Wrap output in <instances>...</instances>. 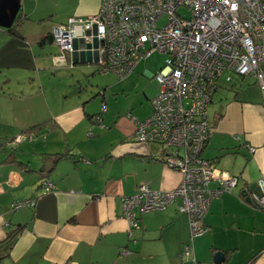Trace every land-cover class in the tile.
Instances as JSON below:
<instances>
[{"label": "crops", "instance_id": "1", "mask_svg": "<svg viewBox=\"0 0 264 264\" xmlns=\"http://www.w3.org/2000/svg\"><path fill=\"white\" fill-rule=\"evenodd\" d=\"M99 6L100 0H85L77 14L97 12ZM22 7L21 0L23 37L0 28L2 67L20 61L27 48L33 50L36 39L30 41L32 34L24 30L28 16ZM47 35L37 41L41 47L51 41ZM31 61L38 73L46 68L37 55ZM35 90L43 99L44 89ZM22 98L25 106L12 104V122L21 131L36 128L25 146L20 143V157L15 153L13 160V150L0 151V264H178L190 237V218L179 208L181 199L163 209L138 212L139 227H132L123 212V196L135 194L141 183L171 190L182 181L181 172L162 160V145L137 140L133 113L128 118L109 108L92 111L81 99L61 105L43 101L34 108L28 97ZM221 111L209 120L214 131L202 156L218 172L237 176L238 183L211 199L204 217L208 230L194 238L190 259L198 264L207 260L204 250L213 256L222 251V264H264V209L250 199L264 178L261 88L234 95ZM8 135L0 134V139ZM45 178L53 182L52 189L42 185ZM18 200L35 203L13 208Z\"/></svg>", "mask_w": 264, "mask_h": 264}, {"label": "built area", "instance_id": "2", "mask_svg": "<svg viewBox=\"0 0 264 264\" xmlns=\"http://www.w3.org/2000/svg\"><path fill=\"white\" fill-rule=\"evenodd\" d=\"M163 15L168 20L159 26ZM51 35L60 49L55 62L70 66L74 39L92 43L97 37L99 71L121 79L151 53L166 55L165 65L153 74L161 89L152 99L150 115L133 120L137 140L162 145V160L181 172L182 181L171 190L141 183L135 194L123 196V212L132 227H139L138 212L163 209L181 199L179 208L190 218L182 254L190 257L194 238L208 230L204 217L211 199L238 183L237 176L218 172L214 162L202 156L214 131L209 106L222 76L228 82L233 75L254 78L264 100V0H101L99 12L70 16L55 25ZM32 138L19 133L13 141ZM212 181L217 186L211 187ZM42 183L47 190L54 187L50 178ZM257 185L250 199L264 209V178ZM34 203L18 200L12 207Z\"/></svg>", "mask_w": 264, "mask_h": 264}, {"label": "rangeland", "instance_id": "3", "mask_svg": "<svg viewBox=\"0 0 264 264\" xmlns=\"http://www.w3.org/2000/svg\"><path fill=\"white\" fill-rule=\"evenodd\" d=\"M84 1L22 0V9H26L25 13L28 16L25 20L27 30H24L32 34L30 41L31 39L36 40L32 42L33 50L30 51L27 48L20 54L22 55L20 61L6 67L0 65V134L3 136L9 133V139L6 140L5 136L0 139V151L4 154L15 149L17 157H20V143L16 144L12 141L14 135L21 132L12 122V104L25 106L24 100H19L22 97H28V105L34 108L39 107L43 101L51 105H61L65 102L73 104L81 99L86 101L88 108L92 111L100 112L104 106L105 109L113 110L116 115H124L128 118L129 112H132L139 120H144L152 111V99L160 92L161 85L156 77L151 75L158 73L165 65L166 55L164 53L156 51L144 57L132 74L121 79L114 72L99 71L96 63L74 64L73 66L67 63H56L54 55L60 52L58 46L49 40H46L44 47L38 44L37 41L51 32L55 25L67 21L69 15L83 16L78 15L77 10ZM90 1L97 4L98 0ZM100 7L101 0L97 12ZM167 20V16L163 15L157 20V24L161 26ZM0 28L6 30L4 27ZM2 55L3 53H0V61ZM36 55L40 63L46 65L40 73L36 72L31 61V58ZM8 56L10 55H7L6 59ZM8 75L11 76V80L7 81ZM254 80L252 77L243 80L233 75V80L228 82L223 75L220 87L215 92L212 104L209 106V120L213 122L215 114L222 112L221 109L234 95L257 91L260 87ZM38 86L44 89L43 99L39 95L35 96V89ZM13 97L15 102H12ZM29 141H22L24 145L23 143L21 145L25 146V142ZM204 252L207 260L201 259L198 264H214L212 253L207 250ZM178 264L195 263L190 257L187 258L181 254Z\"/></svg>", "mask_w": 264, "mask_h": 264}, {"label": "water", "instance_id": "4", "mask_svg": "<svg viewBox=\"0 0 264 264\" xmlns=\"http://www.w3.org/2000/svg\"><path fill=\"white\" fill-rule=\"evenodd\" d=\"M21 10V0H0V26L11 28ZM90 33V32H88ZM96 34V26H94ZM99 45L97 37H94L92 43H86L83 37L74 39V51L72 52V61L74 64L96 63L99 58V52L96 49ZM225 260V254L218 251L214 255L215 264H222Z\"/></svg>", "mask_w": 264, "mask_h": 264}, {"label": "trees", "instance_id": "5", "mask_svg": "<svg viewBox=\"0 0 264 264\" xmlns=\"http://www.w3.org/2000/svg\"><path fill=\"white\" fill-rule=\"evenodd\" d=\"M21 23H22V20H21V13H19V15H18V17L16 18V20H15V22H14V24H13V26L11 27V28H8L7 29V31H9L12 35H14V36H17V37H23L22 36V33H21V31H20V26H21ZM45 39H50L51 41H53V39H52V35H51V33H49L48 35H47V37L45 38ZM220 87V86H219ZM36 127L34 126L33 128L32 127H30V128H26V129H24V130H22L20 133H27V134H30V135H34V133L31 131L32 129H35ZM16 137V136H15ZM15 137H13V139H12V141L14 140V138ZM34 137V136H33ZM16 150L15 149H13V151H11L10 152V155H9V157L10 158H12L13 160H15V157H16V155H15V152ZM66 153H62V154H59V155H65ZM204 157V156H203ZM211 160V159H210ZM14 236H15V234L14 233H12V234H10L9 236H8V238L6 239V241L9 243H11L12 242V240L14 239ZM214 251H215V248H214ZM229 252H227V254H228ZM184 256V255H183Z\"/></svg>", "mask_w": 264, "mask_h": 264}]
</instances>
